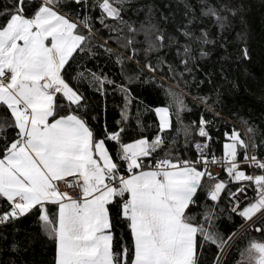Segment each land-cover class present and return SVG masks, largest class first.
Returning <instances> with one entry per match:
<instances>
[{
	"label": "snow or ice",
	"instance_id": "6c2138e0",
	"mask_svg": "<svg viewBox=\"0 0 264 264\" xmlns=\"http://www.w3.org/2000/svg\"><path fill=\"white\" fill-rule=\"evenodd\" d=\"M125 2L8 0L10 7L0 12V226L36 213L41 231L54 244L51 264H228L235 234H225L213 223L222 199L227 200L229 219L234 222L238 216L264 237V139L258 143L256 130L243 122V129L224 131L223 154L215 155L212 121L201 114L198 123L185 125L181 114L188 110L187 93L179 83H168L169 77L187 83L185 73L191 76L198 57L208 55V30H189L195 20L190 17L177 29L185 42L169 34L165 44V31L150 21L136 27L124 19ZM200 5L201 15L213 18L218 35L227 27L228 18L221 13L237 11L207 0ZM140 33L142 49L135 47ZM173 45L182 71L162 56H156L155 64L149 59ZM240 55L250 58L246 46ZM98 56L119 66L121 80L80 63L72 71L77 57ZM165 64L168 77L159 76ZM145 73V83L148 77L160 80L168 103L144 109L156 117L149 135L138 106L139 132L126 139L133 120L129 85ZM84 82L102 97L121 95L113 128L90 123L98 115H89L80 90ZM208 99L193 97L219 115ZM191 149L194 157L188 154ZM221 173L227 175L221 178ZM230 185L238 186L233 191ZM117 224L124 226L126 236L116 235ZM239 255L235 264H264V239H248Z\"/></svg>",
	"mask_w": 264,
	"mask_h": 264
},
{
	"label": "trees",
	"instance_id": "16d2710c",
	"mask_svg": "<svg viewBox=\"0 0 264 264\" xmlns=\"http://www.w3.org/2000/svg\"><path fill=\"white\" fill-rule=\"evenodd\" d=\"M208 4L219 8L220 4L228 7H235L236 14L222 12L227 16V27L222 34L218 35V29L213 23L212 17L201 15L200 0H126L122 13L125 20L134 22L136 27L141 22L149 21L166 33L165 44L168 43L167 35L175 36L180 43L185 42L183 35L177 30L183 28L188 18L195 17L194 22L189 25V30L199 34L201 28H206L209 32V44L204 45V50L208 55L198 57L195 62L198 66L191 76L185 73V84L179 78L175 80L168 78V83H179L180 89L185 93L184 101L187 109L181 114V119L185 125L191 124L193 120L199 121L200 115L204 114L205 119L211 120L212 125L209 131L212 135L211 147L217 156L223 154V133L231 130L233 126L243 129L244 123L252 126L257 132V142L264 139V0H207ZM8 5V0H0V12ZM68 8L75 10V6L68 5ZM66 8L65 10H68ZM98 15V11L94 13ZM97 27L99 24L97 22ZM107 31L102 30V35L107 36ZM242 34V35H241ZM135 47L143 48V33L136 37ZM113 47L116 45L112 43ZM242 46H246L249 52V59H244L240 55ZM198 49L196 55L198 56ZM162 56L168 63L178 66V71H182L179 59L176 56V46L165 47L158 53H153L149 59L156 63V56ZM138 58L143 61V53H139ZM80 63L93 71L101 70L110 77L121 80L119 66L113 63L112 59L106 56L97 58L77 57L72 62V71ZM127 67L134 70V62H129ZM159 76L168 77L167 64L158 71ZM145 73L140 80H133L129 85L134 97L132 103V128L126 133V139L132 138L139 129L135 127V117L137 107L141 108L140 119L145 125V134L149 135L155 131L149 127L155 120V113L145 111V108L163 106L168 103V98L164 90L159 87L160 80L145 83ZM80 90L85 95V102L89 106V115H98L97 121L90 123L97 129H102L107 123L109 128L115 126L119 119V109L117 105L122 104V97L119 93L110 92L107 97H102L89 88L87 82L80 84ZM207 96V103L211 104L215 112L219 115L207 112L203 103L193 101V97ZM107 105L106 111L104 110ZM172 111H175L173 107ZM3 113L0 112V115ZM173 132L176 127V117H172ZM243 135V132H241ZM171 135V133H169ZM179 147L183 151V136L180 137ZM195 155V150L188 153ZM264 154V150L262 153ZM227 174L221 173V178ZM238 185H230L234 191ZM226 196L227 193H222ZM201 204L204 197H200ZM210 204L211 202L208 201ZM224 211L221 212L220 209ZM201 211L194 208L193 212ZM218 218L213 221L215 228L227 234L233 232L242 220L237 216L229 219L227 215V200L222 199L216 209ZM115 214V208H113ZM207 227L208 225L205 224ZM127 235L123 225L117 224V236ZM250 238L264 239L261 234L254 229L247 228L232 243L231 251L227 256L228 264H235L240 259V251ZM13 244L17 245L13 250ZM54 244L41 231L36 222V213L19 218L15 223L0 226V264H51ZM215 250V249H213Z\"/></svg>",
	"mask_w": 264,
	"mask_h": 264
},
{
	"label": "built area",
	"instance_id": "2783aa9c",
	"mask_svg": "<svg viewBox=\"0 0 264 264\" xmlns=\"http://www.w3.org/2000/svg\"><path fill=\"white\" fill-rule=\"evenodd\" d=\"M243 167H246V166H243ZM218 171H219V169H218ZM248 171H251V169H248ZM237 195H240L239 193L237 194ZM247 195H248V197H250V198H252V197H254V195H255V193H254V191H253V189L252 188H249L248 190H247ZM246 202V201H245ZM247 228H249V225L247 224V223H245V222H241V224L240 225H238V227L232 232V233H234L235 234V239L244 231V230H246ZM234 239V240H235ZM234 241H229V243L230 244H232Z\"/></svg>",
	"mask_w": 264,
	"mask_h": 264
},
{
	"label": "rangeland",
	"instance_id": "374dc122",
	"mask_svg": "<svg viewBox=\"0 0 264 264\" xmlns=\"http://www.w3.org/2000/svg\"><path fill=\"white\" fill-rule=\"evenodd\" d=\"M240 259H241V257H240ZM240 259H239V260H240Z\"/></svg>",
	"mask_w": 264,
	"mask_h": 264
}]
</instances>
